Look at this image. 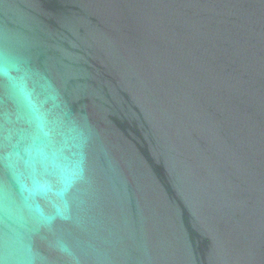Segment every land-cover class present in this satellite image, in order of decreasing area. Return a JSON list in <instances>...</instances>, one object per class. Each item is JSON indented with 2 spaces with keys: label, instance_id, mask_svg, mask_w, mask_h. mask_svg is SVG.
Segmentation results:
<instances>
[{
  "label": "water",
  "instance_id": "95a60500",
  "mask_svg": "<svg viewBox=\"0 0 264 264\" xmlns=\"http://www.w3.org/2000/svg\"><path fill=\"white\" fill-rule=\"evenodd\" d=\"M0 264H264V0H0Z\"/></svg>",
  "mask_w": 264,
  "mask_h": 264
}]
</instances>
